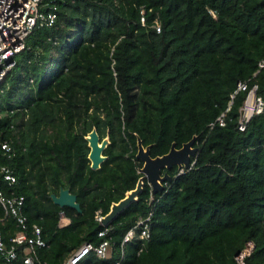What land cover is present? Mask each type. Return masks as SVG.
Instances as JSON below:
<instances>
[{
    "label": "trees",
    "instance_id": "trees-1",
    "mask_svg": "<svg viewBox=\"0 0 264 264\" xmlns=\"http://www.w3.org/2000/svg\"><path fill=\"white\" fill-rule=\"evenodd\" d=\"M51 6L53 23L34 26L0 80V167L16 177L8 183L0 171V187L24 196L27 222L45 240L36 248L44 264L102 238L107 253L89 251L80 264H238L247 240V260L264 264V103L237 126L246 93L238 81L255 82L264 102V0H41ZM92 126L109 135L96 169L84 137ZM193 134L190 167L163 168L170 178L161 190L151 195L144 180L108 225L99 221L142 174L137 137L154 156ZM61 186L80 210L52 200ZM149 211L150 236L121 246ZM17 229L12 214L0 220L5 242Z\"/></svg>",
    "mask_w": 264,
    "mask_h": 264
},
{
    "label": "built area",
    "instance_id": "built-area-1",
    "mask_svg": "<svg viewBox=\"0 0 264 264\" xmlns=\"http://www.w3.org/2000/svg\"><path fill=\"white\" fill-rule=\"evenodd\" d=\"M56 17L55 6L42 9L41 0H0V80L5 76L9 68L13 65L12 56L25 46L26 36L37 24H51ZM143 20V17H141ZM159 28V26H157ZM238 88L246 89L245 96L238 108L237 126L245 128L250 118L263 110V98L256 91L257 84L254 82L247 85L246 81H238ZM219 123H223L222 114L216 118ZM1 147L10 149L7 140L1 142ZM0 171L3 178L8 183L16 180L11 166L2 164ZM150 185V184H149ZM24 196L22 194H6L0 187V203L4 209V215L10 213L15 217L18 229L9 234L5 242L0 231V258L10 261L21 259V264H44V260L38 255L37 247L45 244L41 235V227L36 223H28L27 217L22 211ZM0 215V220L4 217ZM101 215V214H100ZM99 214H96L99 219ZM150 215L149 211L144 216H139L135 223L129 227L122 238L121 246L125 241L134 236L145 241L150 236ZM69 222V217L63 210L59 211V224L64 225ZM107 231L104 227L98 232L103 236ZM254 243L247 240L244 246L239 249L234 257L238 264H252L247 260V255L251 252ZM110 248L108 238H102L98 243L85 241L75 247L64 259L62 264H80L82 258L89 251H93L98 256H103ZM86 264H100L90 261ZM104 264H120L119 261Z\"/></svg>",
    "mask_w": 264,
    "mask_h": 264
},
{
    "label": "water",
    "instance_id": "water-1",
    "mask_svg": "<svg viewBox=\"0 0 264 264\" xmlns=\"http://www.w3.org/2000/svg\"><path fill=\"white\" fill-rule=\"evenodd\" d=\"M84 137L89 146L87 157L90 161V167L96 169L106 158L103 149L109 142L108 132L105 136L100 137L96 126H92ZM196 137L197 134H193L189 139L183 141L180 146H175V142L172 141L166 152L154 156L150 154L149 145H144L140 137H137L136 156L142 160V165L138 168L142 174L138 176L134 187L127 189L122 197L110 203L109 209L99 216V221L104 225H108L119 211L137 198L143 188L144 180L150 184L151 195L161 190L164 181L170 178L169 173L166 170L163 171V168H169L174 164L179 167H190L193 162L190 156L197 149V146L193 144ZM50 197L59 205L81 209L75 193L68 187L61 186L58 193L50 192Z\"/></svg>",
    "mask_w": 264,
    "mask_h": 264
}]
</instances>
